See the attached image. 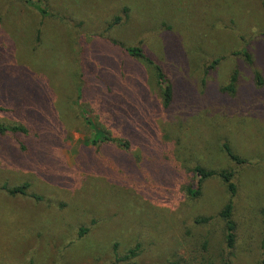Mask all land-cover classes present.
I'll return each instance as SVG.
<instances>
[{
	"label": "rangeland",
	"instance_id": "obj_1",
	"mask_svg": "<svg viewBox=\"0 0 264 264\" xmlns=\"http://www.w3.org/2000/svg\"><path fill=\"white\" fill-rule=\"evenodd\" d=\"M235 71L236 92H223ZM82 108L129 147L92 145ZM0 125L29 130L0 138V264L264 260L261 0H0ZM195 166L234 172L230 253L217 218L227 189L209 178L190 199ZM24 183L49 204L1 189Z\"/></svg>",
	"mask_w": 264,
	"mask_h": 264
},
{
	"label": "trees",
	"instance_id": "obj_2",
	"mask_svg": "<svg viewBox=\"0 0 264 264\" xmlns=\"http://www.w3.org/2000/svg\"><path fill=\"white\" fill-rule=\"evenodd\" d=\"M262 3L264 4V0H261ZM41 13H44L43 10H41ZM121 18L118 16L116 17L113 22H111L107 26V30L111 29L116 25ZM117 45V44H116ZM124 50L126 53L134 58V59H140L144 60L147 63L151 62L145 57L144 53L142 52V49L138 46L135 47H124ZM237 55V54H236ZM243 57L245 61L248 63H251V56L250 54L246 51L243 50L242 52L239 53ZM219 59H216L206 68L207 72L210 69H213L216 65H218ZM157 71L160 73V69L157 68ZM255 79L257 83L260 85L262 83L261 77L258 73H255ZM237 81V71L233 72L228 85L224 86L222 88V91L225 93L229 94H234L236 92V82ZM163 97H164V104L169 106L168 104L170 103L172 99V89L171 86L167 85L164 89L163 92ZM104 103V102H103ZM109 103V102H108ZM80 115L82 116V119L84 120L85 124L88 126V128L92 132V145H99L100 143L102 144H107V143H116L120 145L121 148H123V151L127 149L128 143L125 142V140L122 139H114L111 137L108 133L104 132L103 130L99 129L95 123L90 119L89 113L85 108L80 109ZM20 133L22 135L27 136L29 134V130L26 129L24 126L21 125H14V126H4L0 125V138L3 137L6 134H17ZM223 150L228 156V158L235 164L241 165L245 163V160L240 158L237 154L233 152V150L230 148V146L227 143L223 144ZM193 172L196 177V182L193 186H187L184 188L185 195L188 196L190 199H196L198 198L201 193H202V185L205 182V180L209 178H218L220 181L225 185L227 192H228V201L224 204V206L221 208V210L217 214V218L222 222V237L224 241V245L226 250L230 253L232 249L235 247L236 243V223L233 219V214H234V202L233 198L237 192V185L234 182V172L228 169H224L221 171H212V170H202L199 166H195L193 169ZM158 179V178H157ZM29 184L24 183L20 187H15L12 189H9L4 185L1 189L4 190L9 196L15 197V196H23V197H28L31 198L35 201L38 202H47L49 204L50 200H45L43 199L42 196L36 195V194H30L28 192ZM119 197V196H116ZM117 199V198H116ZM262 216L264 220V210L262 211ZM213 218L212 217H198L194 219V224L196 225H208L210 224ZM87 232V229L80 228L79 229V236L84 235ZM139 246H136L135 248L129 250L124 256L122 257H116V262H125V261H131L135 257L139 255ZM203 264V263H202ZM221 264H231L230 260L228 258L222 259ZM260 264H264V260L261 261Z\"/></svg>",
	"mask_w": 264,
	"mask_h": 264
}]
</instances>
